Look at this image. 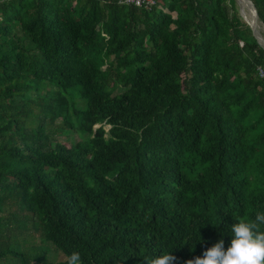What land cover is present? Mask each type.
Returning a JSON list of instances; mask_svg holds the SVG:
<instances>
[{
    "label": "trees",
    "instance_id": "1",
    "mask_svg": "<svg viewBox=\"0 0 264 264\" xmlns=\"http://www.w3.org/2000/svg\"><path fill=\"white\" fill-rule=\"evenodd\" d=\"M118 1L0 0V263L184 264L264 212V50L234 1Z\"/></svg>",
    "mask_w": 264,
    "mask_h": 264
},
{
    "label": "clouds",
    "instance_id": "2",
    "mask_svg": "<svg viewBox=\"0 0 264 264\" xmlns=\"http://www.w3.org/2000/svg\"><path fill=\"white\" fill-rule=\"evenodd\" d=\"M233 235L230 246L219 239L207 248L202 256L184 261V264H264V212H257L254 218H240L230 226ZM177 257L171 252L156 257H145L143 264H174ZM67 264H82L80 253L73 251Z\"/></svg>",
    "mask_w": 264,
    "mask_h": 264
},
{
    "label": "rangeland",
    "instance_id": "3",
    "mask_svg": "<svg viewBox=\"0 0 264 264\" xmlns=\"http://www.w3.org/2000/svg\"><path fill=\"white\" fill-rule=\"evenodd\" d=\"M227 10H228L229 15L235 14L238 16V18L241 20V22H243L242 19L240 18V15H239L240 8H239V5L236 2V0H235L234 5L232 7H227ZM244 15H246V14H244ZM262 29L264 31V28H262ZM58 122L59 121L57 120V123ZM58 139L61 142L66 143V144H68V142L74 143V142L78 141L77 136L73 133H71L69 135L68 139H66L65 137H62V136H60ZM26 241H27V243L32 242L31 244L36 246V247L41 246L42 248H45L47 250V256H46L47 258L46 259H47V261H49L51 263L62 261L64 259L63 256L61 255V253L56 251L51 245L42 242L37 234H34L32 238L26 237ZM27 248L28 247H26V249ZM30 252H32V251H30ZM0 264H3V263H0Z\"/></svg>",
    "mask_w": 264,
    "mask_h": 264
},
{
    "label": "water",
    "instance_id": "4",
    "mask_svg": "<svg viewBox=\"0 0 264 264\" xmlns=\"http://www.w3.org/2000/svg\"><path fill=\"white\" fill-rule=\"evenodd\" d=\"M235 2V0H233ZM246 6H248L251 9V15L253 18V25H247L250 29V32L255 39L256 43L264 50V31L262 28H264L261 23L258 20L257 14L255 12V9L251 3L250 0H243ZM262 27V28H261ZM263 35V36H262ZM98 126H95L96 128Z\"/></svg>",
    "mask_w": 264,
    "mask_h": 264
},
{
    "label": "built area",
    "instance_id": "5",
    "mask_svg": "<svg viewBox=\"0 0 264 264\" xmlns=\"http://www.w3.org/2000/svg\"><path fill=\"white\" fill-rule=\"evenodd\" d=\"M118 4L122 5H130L136 8H145L150 9L151 7L156 5V0H120ZM257 73L260 78L263 77V73L261 69L257 68Z\"/></svg>",
    "mask_w": 264,
    "mask_h": 264
},
{
    "label": "bare ground",
    "instance_id": "6",
    "mask_svg": "<svg viewBox=\"0 0 264 264\" xmlns=\"http://www.w3.org/2000/svg\"><path fill=\"white\" fill-rule=\"evenodd\" d=\"M236 2L239 5L240 8V14L243 17V19L249 24V25H253V18L251 15V9L245 5V3L243 2V0H236ZM246 12V13H245ZM246 14V15H244ZM264 45V43H263Z\"/></svg>",
    "mask_w": 264,
    "mask_h": 264
}]
</instances>
